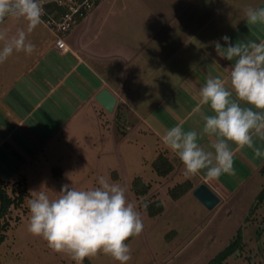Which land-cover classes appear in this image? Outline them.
<instances>
[{"label":"crops","instance_id":"1","mask_svg":"<svg viewBox=\"0 0 264 264\" xmlns=\"http://www.w3.org/2000/svg\"><path fill=\"white\" fill-rule=\"evenodd\" d=\"M248 7H264V0H101L64 34L65 52L56 49L53 36L38 25L28 34L34 51L14 52L0 63V168L12 166L0 180L13 181L34 156L57 149L64 140L61 133L70 138L89 128L102 132L109 113L94 98L105 89L115 99L109 115H115L117 106L123 108L129 116L127 131L151 146V178L145 183L157 181L151 162L166 151L172 171L149 194L158 199L160 187L167 191L186 182L190 189L183 196L205 209L191 196L204 184L217 204L244 200L250 206L263 185L259 169L264 157L233 145L234 175L212 180L202 171L186 178L179 159L161 142L167 129L181 124L199 131L203 116L213 114L199 104L198 91L208 78L225 79V68L235 62L217 53L216 42L228 46L222 36L232 44L264 42V24L247 21ZM19 29H26V22L6 18L0 24L9 37ZM199 143L210 148L207 137ZM255 145L264 151V141Z\"/></svg>","mask_w":264,"mask_h":264},{"label":"clouds","instance_id":"2","mask_svg":"<svg viewBox=\"0 0 264 264\" xmlns=\"http://www.w3.org/2000/svg\"><path fill=\"white\" fill-rule=\"evenodd\" d=\"M45 2L0 0V24L6 18L26 22V29L11 37L0 31V63L14 52L30 55L34 51L28 34L41 24ZM245 16L250 24H264V7H248ZM221 39L228 46L216 42L217 53L235 62L225 68V79L208 78L198 91L199 104L208 106L213 114L203 116L199 131L177 124L161 136L164 147L179 159L186 178L202 171L212 180L222 174L234 175L233 145L248 147L257 157H264V151L255 145L256 140L264 141V42L232 44L227 35ZM205 137L210 148L199 143ZM57 193L52 199L44 190L30 192L27 232L44 240L54 253L67 254L75 264H83L85 258L98 253L127 264L131 248L126 241L141 234L143 221L137 206L128 201L126 189L100 176L91 189L64 184Z\"/></svg>","mask_w":264,"mask_h":264},{"label":"rangeland","instance_id":"3","mask_svg":"<svg viewBox=\"0 0 264 264\" xmlns=\"http://www.w3.org/2000/svg\"><path fill=\"white\" fill-rule=\"evenodd\" d=\"M114 114L111 118L105 113L107 122L102 132L89 128L86 134L77 133L70 138L61 133L59 138L64 140L57 144V149H44L28 165L21 166L13 181L7 185L4 182L8 196L12 182L20 184L25 195L20 209L6 211L4 219L9 228L0 244V264H75L67 254L54 253L44 240L27 232V200L31 191L39 189L55 199L64 184L78 190L91 189L100 176L126 189L128 201L137 206L143 221L141 234L126 241L131 248L127 264H208L234 241L237 247L219 264H264V200L251 213L244 200L238 204H217L208 211L197 208L189 196L172 200L166 189L160 187L161 212L154 216L144 212L140 202L151 194L137 199L131 183L134 178L144 183L151 178V146L127 131L129 116L123 108L117 106ZM119 115L124 120L120 121ZM5 167L0 168V179L12 171V166ZM164 179H157L151 186H161ZM83 264L118 262L98 253L85 258Z\"/></svg>","mask_w":264,"mask_h":264},{"label":"trees","instance_id":"4","mask_svg":"<svg viewBox=\"0 0 264 264\" xmlns=\"http://www.w3.org/2000/svg\"><path fill=\"white\" fill-rule=\"evenodd\" d=\"M48 8H54L53 5H48ZM151 169L155 176L158 179H164L166 178L169 173L172 171V166L169 163L167 157H166V151L161 150L157 153L156 157L154 160L151 162ZM260 174L263 176V185L260 189V191L257 193L255 196L252 204L250 205L249 208V213H251L253 210L259 206L263 200H264V164L263 166L259 169ZM21 181V180H20ZM17 182H12V187H10V194L11 196H8L5 193V184L3 182H0V244L4 240V234L9 228V222L4 219L6 215V211L9 208H12L14 210H18L21 208L23 205V198H24V189H22L20 184H16ZM7 185V184H6ZM3 186V187H2ZM132 190L134 192V195L136 198H142L145 197L147 193L150 192L152 189V186L150 183H144L142 180L139 178H134L132 183ZM190 189V186L188 183H181L178 185L173 186L172 188L167 190V195L172 199L175 200L177 197L183 195ZM143 199V198H142ZM147 205V210L146 213L150 216H154L161 212V206H160V201L159 199L156 198L155 195H150L149 197L143 199L140 202L139 207L145 212L144 210V205ZM237 247V243L234 241L233 243L229 244L228 247H226L218 256L216 259H213L210 263L208 264H219L222 260H224L225 257H227L233 250V248Z\"/></svg>","mask_w":264,"mask_h":264},{"label":"built area","instance_id":"5","mask_svg":"<svg viewBox=\"0 0 264 264\" xmlns=\"http://www.w3.org/2000/svg\"><path fill=\"white\" fill-rule=\"evenodd\" d=\"M101 0H46L41 24L54 38V46L65 52L63 36ZM53 5L54 8H48Z\"/></svg>","mask_w":264,"mask_h":264},{"label":"water","instance_id":"6","mask_svg":"<svg viewBox=\"0 0 264 264\" xmlns=\"http://www.w3.org/2000/svg\"><path fill=\"white\" fill-rule=\"evenodd\" d=\"M94 99L105 112H112L115 99L107 90H100ZM191 196L206 210H211L218 203L217 197L204 184L197 185L191 191Z\"/></svg>","mask_w":264,"mask_h":264}]
</instances>
